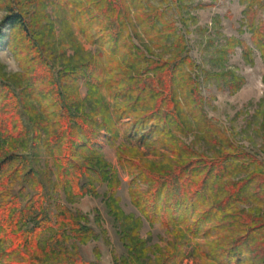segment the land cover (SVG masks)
<instances>
[{
    "label": "trees",
    "instance_id": "16d2710c",
    "mask_svg": "<svg viewBox=\"0 0 264 264\" xmlns=\"http://www.w3.org/2000/svg\"><path fill=\"white\" fill-rule=\"evenodd\" d=\"M239 1L246 5L243 16L252 43L264 58V20L257 22L264 0ZM46 4L57 6L59 1L0 0L7 12L4 23L12 31L8 48L20 62H28L9 80L2 82L0 76V245L8 239L12 247L24 248L20 260L7 264H89L78 254L79 245L94 235L86 217L58 201L52 220L45 204L48 190H62L68 203L96 196V183L111 192L108 208L134 264H173L171 252L156 263L146 262L144 242L131 227L138 220L115 211L117 173L95 148L101 131L114 134L116 123L127 118L139 129L149 127L175 155L145 165L118 155L134 183L147 185L146 190L129 189L143 218L166 227L184 226L192 235L201 227L214 232L205 256L219 264H264V165L234 147L209 120L186 38L175 23L150 0H80L75 8L79 30L90 41L97 35L108 49V76L103 78L95 59L79 54L80 46L71 45L75 53L66 57L64 45L53 42V25H45ZM4 38L0 31V42ZM80 82L87 88L84 98ZM102 88L117 98L112 106ZM31 102L40 111L33 113ZM192 132L214 149L211 157L197 156L178 137ZM41 142L56 168L58 183L52 188L34 166ZM21 149L30 150L32 158ZM250 164L257 167L248 171ZM18 181L21 189L14 195ZM27 187L32 193L25 201ZM51 229L58 233L41 245L40 235ZM7 250L11 248L1 251Z\"/></svg>",
    "mask_w": 264,
    "mask_h": 264
},
{
    "label": "rangeland",
    "instance_id": "374dc122",
    "mask_svg": "<svg viewBox=\"0 0 264 264\" xmlns=\"http://www.w3.org/2000/svg\"><path fill=\"white\" fill-rule=\"evenodd\" d=\"M58 1L57 6L46 4L45 11L49 19L45 20V25H53V42L64 45L66 57H72L75 53L71 45H77L78 48L80 46L83 51L80 50L79 54L92 56L101 77L106 78L108 49L99 42L97 35L93 34L92 42L79 30L75 8L80 0ZM150 3L163 11L166 18L175 23L178 32L185 36L189 56L194 64L193 75L204 98V109L211 123L234 147L249 153L264 165V58L252 43V32L245 24L243 11L246 5L239 0H150ZM33 7L35 5L29 6L27 11H32ZM6 15V10L0 5V31L5 35L3 42H0V76L4 79L2 82L22 73L28 63L26 58L20 62L8 48L12 31L4 23ZM260 20H264L262 12L259 13L257 22ZM135 42L138 43L136 40ZM242 43L248 46L250 52L244 51ZM231 47L232 50H229ZM10 59L19 67L15 75L11 74L14 69L9 63ZM79 85V94L84 98L87 88L83 82ZM101 93L111 106L117 100L107 94L104 88ZM31 106L33 113L40 111L36 103L33 102ZM143 129H139L132 119L127 118L116 123L114 134L101 131L97 136V152L117 173V187L112 192L116 201L115 211L116 208L120 209L124 214L132 215L138 220L137 225L133 223L131 227L134 228V235L144 242L146 262L156 263L163 253L171 252L175 255L173 264H219L217 260L205 256L209 243L216 239L214 232L207 233L201 227L197 234L192 235L184 226L176 228L166 227L159 222L151 224L132 204L130 187L138 186L140 190H146L147 185L140 181L134 183V175L119 162L118 155L130 158L140 165L161 163L166 158L175 156L160 143L149 127ZM178 137L197 156L211 157L215 153L194 132ZM22 151L27 158H32L30 150ZM35 155L34 166L40 172L41 180L47 188L54 187L58 183L56 168L42 142ZM256 167L255 164H250L247 170L252 171ZM244 175L245 173L239 176ZM18 182L12 188L14 195H19L21 189V182ZM95 187L96 196L86 195L73 203L65 201L62 190H48L46 214L54 220V204L59 201L73 213L86 217L87 225L92 228L94 235L89 242L79 245L81 261L89 264H134V257H131L132 254H129L121 240L119 224L108 208L107 202L111 195L108 186L96 183ZM31 191L30 187L25 190V201ZM31 226L32 223L23 227L20 225V229L26 230ZM57 233V229L43 232L40 235V244L48 242ZM72 243V240L67 242L69 246ZM5 247L11 248L12 252L1 251ZM23 251L24 248L12 247L10 240H4L0 245V263L20 260L19 252Z\"/></svg>",
    "mask_w": 264,
    "mask_h": 264
},
{
    "label": "clouds",
    "instance_id": "9594fccd",
    "mask_svg": "<svg viewBox=\"0 0 264 264\" xmlns=\"http://www.w3.org/2000/svg\"><path fill=\"white\" fill-rule=\"evenodd\" d=\"M9 63L12 64L13 69H14V71H13L11 74H13V75L17 74L18 71H19V67H18V65H15V64L11 61V59L9 60ZM5 67H6V70H8V65H6Z\"/></svg>",
    "mask_w": 264,
    "mask_h": 264
}]
</instances>
